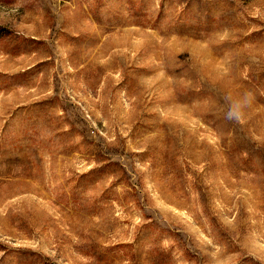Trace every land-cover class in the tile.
<instances>
[{
    "label": "rangeland",
    "instance_id": "374dc122",
    "mask_svg": "<svg viewBox=\"0 0 264 264\" xmlns=\"http://www.w3.org/2000/svg\"><path fill=\"white\" fill-rule=\"evenodd\" d=\"M0 264H264V0H0Z\"/></svg>",
    "mask_w": 264,
    "mask_h": 264
},
{
    "label": "clouds",
    "instance_id": "9594fccd",
    "mask_svg": "<svg viewBox=\"0 0 264 264\" xmlns=\"http://www.w3.org/2000/svg\"><path fill=\"white\" fill-rule=\"evenodd\" d=\"M231 115V114H230Z\"/></svg>",
    "mask_w": 264,
    "mask_h": 264
}]
</instances>
